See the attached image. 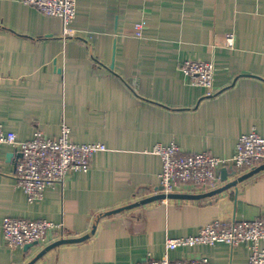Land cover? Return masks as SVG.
Wrapping results in <instances>:
<instances>
[{
    "label": "crops",
    "instance_id": "obj_1",
    "mask_svg": "<svg viewBox=\"0 0 264 264\" xmlns=\"http://www.w3.org/2000/svg\"><path fill=\"white\" fill-rule=\"evenodd\" d=\"M76 1L64 33L59 17L21 0H0L3 128L19 144L36 130L55 138L66 123L75 142L107 147L90 157L87 171L68 174L30 202L13 175L18 148L0 145V264H26L44 246L6 245L4 216L60 223L48 231L47 244L81 236L95 224L88 238L59 244L33 264H136L160 258L167 237L196 234L214 219L264 216V169L205 198L154 200L104 214L156 192L157 143L226 158L239 134L254 129L264 136V0ZM137 22L145 26L141 36L132 35ZM188 59L215 62L213 95L183 73ZM249 252L244 242H217L168 253L248 264Z\"/></svg>",
    "mask_w": 264,
    "mask_h": 264
},
{
    "label": "built area",
    "instance_id": "obj_2",
    "mask_svg": "<svg viewBox=\"0 0 264 264\" xmlns=\"http://www.w3.org/2000/svg\"><path fill=\"white\" fill-rule=\"evenodd\" d=\"M25 5L36 7L42 13L59 17L63 32H70V24L76 14V0H21ZM145 26L137 22L132 35L141 36ZM226 44L233 45V37H226ZM183 73L194 85L205 88L207 96L215 93V62L212 60L188 59L181 66ZM12 144L18 148L20 157L14 170V178L24 190L27 199L32 202L41 198L48 185L62 183L65 177L76 171H87L90 157L96 152L107 149L100 142L77 143L71 137L70 127L62 123L57 137H47L41 130L34 131L33 136L17 144L16 134L5 130L0 122V145ZM152 152L161 159L158 173L162 192H182L186 186H196L212 190L219 185L218 169L231 166L236 172H246L264 162V136L251 130L238 136L235 151L231 156L222 158L207 151L185 152L172 141L168 144L157 143ZM3 240L9 247L37 242L46 245L47 233L52 228H60L45 218L30 219L24 217L4 216L1 222ZM264 216L232 219L224 222L214 219L203 226L196 234L167 237L165 253L160 257L147 256L136 264H210L207 256H192L185 259H171L169 251L180 246L193 244H215L224 242L230 246L244 242L250 252L248 264H264Z\"/></svg>",
    "mask_w": 264,
    "mask_h": 264
},
{
    "label": "water",
    "instance_id": "obj_3",
    "mask_svg": "<svg viewBox=\"0 0 264 264\" xmlns=\"http://www.w3.org/2000/svg\"><path fill=\"white\" fill-rule=\"evenodd\" d=\"M111 67V66H110ZM264 169V162H261L260 164H257L256 166L252 167L251 169L247 170L246 172H243L241 174H237L235 169H232L231 171L227 170L226 166H222L220 168V179L222 181H225L227 179V176L229 175H236L234 176V178H232L231 180L226 181L223 185L218 186L212 190L206 191V192H201V193H187V192H162L160 191V189L162 188L161 186H157L156 187V192L150 196L144 197L140 200L131 202L129 204L108 210L106 212H104V214L108 215V214H112V213H116V212H120L122 210L125 209H129L135 206H139L141 204H145L154 200H163V199H199V198H205L211 195H214L216 193H220L223 190L232 187V186H236L240 181H243L244 179L260 172L261 170ZM95 231V224L92 226V228L86 232L85 234L81 235V236H77V237H60L57 240H54L53 242H50L46 245L43 246V248H41L39 250V252L33 257L31 258L26 264H33L39 257H41L45 252H47L48 250H50L51 248L62 244V243H68V242H78V241H82L86 238H88L89 236H91L93 234V232ZM37 242H32V243H25L24 246L27 248L33 244H36Z\"/></svg>",
    "mask_w": 264,
    "mask_h": 264
}]
</instances>
